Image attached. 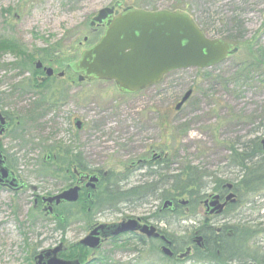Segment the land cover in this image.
Segmentation results:
<instances>
[{
  "label": "rangeland",
  "instance_id": "374dc122",
  "mask_svg": "<svg viewBox=\"0 0 264 264\" xmlns=\"http://www.w3.org/2000/svg\"><path fill=\"white\" fill-rule=\"evenodd\" d=\"M117 2L122 8L189 12L210 39L233 43L239 52L212 69L173 72L161 84L137 95H122L113 82L100 81L88 88L69 89L67 94L65 88L76 78L68 65L78 61L103 34V29L90 26L91 20ZM2 37L13 39L18 47L12 51L0 48V107L16 119H25L28 145L23 152L5 137L0 145L17 154L18 171L30 189L21 194L0 189V264H35L34 257L40 252L63 241L66 246L74 244L86 235L82 225L70 227L66 233L55 230L52 219L33 211L35 194L56 192L62 185L54 178L41 177L39 170L48 155L58 153L50 148L71 146L74 116L92 131L89 150L95 165L121 171L126 163L144 160L146 151H156L168 156L169 171L161 173L163 178L192 167L204 176V193H210L221 180L234 183L241 177L228 165L231 147L264 139V69L248 76L242 73L255 59L262 60L264 0H0ZM45 50L58 54L43 61ZM38 61L56 72L45 85L37 80L41 74L34 64ZM34 71L38 72L35 76ZM62 72L65 78L58 77ZM62 91L68 103L55 108ZM189 91L191 98L178 111L176 106ZM43 100L45 105L43 102L38 108ZM81 105L88 106L87 113L79 111ZM242 198L236 211L214 219L211 225L232 226L241 219L259 232L264 230V188L243 192ZM178 200L188 201L189 197ZM164 201L159 196L154 205L161 207ZM112 213L101 216L99 223L120 220L118 213ZM188 215L183 226L189 229L204 220L198 206L191 207ZM173 225L176 233V221ZM254 241L259 255H264V233H258ZM125 245L132 249L134 243L108 244L97 258L134 264ZM160 257L154 258L155 264H173ZM181 264H194V260Z\"/></svg>",
  "mask_w": 264,
  "mask_h": 264
},
{
  "label": "flooded vegetation",
  "instance_id": "af4514ba",
  "mask_svg": "<svg viewBox=\"0 0 264 264\" xmlns=\"http://www.w3.org/2000/svg\"><path fill=\"white\" fill-rule=\"evenodd\" d=\"M112 7L115 8L113 15L114 17L118 16L124 9H126L122 8L123 6L120 2H117ZM176 11L189 15L196 22L197 26L203 31L205 36L210 39L202 27L198 24L196 19L189 12L179 9L170 12ZM91 27L94 30L103 29V34L99 39L100 41L106 31L105 23L96 24V26ZM85 41H87V39H85ZM219 41L226 42L230 44L233 49H237V52L229 56L227 60L239 52V47L235 46L233 43L224 40ZM79 60L76 62L73 61L68 65V71H71L76 78H72L73 80L70 82V86L65 88V92L67 94L69 89L76 91L79 88H83L84 85L85 88H88L90 84L96 81L113 82L117 86L114 81L88 78L80 81L81 75L76 71L77 69L75 68L76 63H78ZM45 69L46 67L43 64V68L38 70L40 71L39 74L41 75L37 76V80L40 83H44L43 85L50 82V80L56 76V72L54 71L53 76L47 77ZM60 74H64V76L61 77ZM60 74H58L59 78H65L64 72ZM168 75H166L163 80ZM76 82H78V84ZM118 90L122 95H137L145 91L143 90L138 93L130 94L121 92L119 88ZM59 95L61 97L57 100V104L54 107H60L61 109V106H64L63 104H65V106L67 105L68 99L66 98V94L64 96L63 91ZM43 102H40L38 106L43 107ZM1 108L2 107H0V139H3L4 137L6 139L10 138L11 141L17 144V149L25 152V146L28 145V141L25 140V119L20 120L17 118V120L10 112ZM51 109L52 107L50 110ZM79 111L82 113H87L88 106L81 105ZM77 121L81 123L80 127L77 125ZM91 134L92 131L88 129L87 124L83 119L78 116H74L72 118V129L70 132L71 146L65 148L61 146L56 147L58 153L53 156L48 155L43 161L45 164L42 165L40 169L48 170L52 174L51 176H44L40 174L41 177L49 179L54 178L55 180H59L62 185L56 192L47 191L44 194H35L33 200V211H41L45 216L52 219L55 222V230L61 231L57 227L64 219L62 212L69 211L71 220L69 221L67 229L70 227L72 228L73 226L82 225L83 232H85L86 235L74 244H69L66 246L65 241H63L57 247L51 250L40 252L34 257L35 264H37L36 258L40 254L55 250L60 246L62 250L59 253V257L65 261H80L79 259L74 258L79 256L80 259L85 260L83 263L80 261L81 264H100V261L102 260L103 262L109 264H131L122 262H109V260H107L108 258H97V253L108 244L111 246H116V244L124 245L128 241H133V248H129L130 245H125L126 247H124V250H126L127 253L133 254L134 264H155L154 258L157 256H161L163 258L162 259L160 257L162 260H165L169 263L171 262L173 264H181L182 262L190 260V258L194 256L196 250L206 251V245H209V243L211 245V242L208 240L210 236L206 234V230L211 229L210 232L213 234L212 239L215 240L216 237H219L221 234H224V237L232 238L234 236V230L236 226L242 227L241 225H244L246 227H250V222L246 223L241 219H239V221L232 226L225 224L221 225L220 228H216L211 225V222L214 219H220L223 216H230L242 203V200L239 199L240 190L237 186L238 181L234 183L225 181L221 183L219 181L218 183H215V187L210 190V193L203 192L205 189L203 188V184L201 192L204 198L199 202L198 207H200L203 212L204 220L199 224H196V227L194 226L192 229H189L183 226L189 219L188 213L189 209L191 208L189 206V201H187V204H183L182 201L174 202L166 200L161 207H156L154 205V200L157 197L163 196L165 194H174V176L166 178L164 175L163 178L161 174L162 172L169 171L168 156H164L161 153L158 154L156 151H146L147 156L144 158V160L126 163L123 167V170L121 171H111L101 168L99 165H95L93 158H91V152L89 150ZM0 153L3 156L2 159L5 162V167L10 171V176L6 179V181H4V183L0 184V189L10 190L15 194L26 193L30 187L25 179L21 177L20 172L18 171V160L16 159L17 154H15L13 151L9 152L3 145H0ZM51 162L53 164H51ZM158 177H162L159 182L157 180ZM168 185H170V187L167 188ZM263 186H261L257 191L263 189ZM71 190L77 191L78 200L76 202L61 201L59 204H57L56 201L53 203H49V201H47L48 199L55 198L64 192ZM206 190L207 188L204 191L206 192ZM254 192L256 191L249 193ZM230 195H234V198L230 201H227V198ZM216 196L219 197V203L224 205V209L220 214H210L207 210L206 202L210 199V197ZM166 202H171L172 205L165 208ZM50 209L52 210L50 211ZM130 210L137 211L133 212V214H127L130 212ZM112 212L118 213L120 220L112 223H99L98 219L100 220L101 216L113 214ZM73 219L74 221H72ZM130 220H135L138 222V229L134 232H127L119 236L107 238H104V236L101 235L100 238L102 240V244L99 249H91L81 244L83 239H85L94 230L102 225L111 227L126 223ZM174 221L177 223L178 231L176 233L174 231ZM240 221L242 222L240 223ZM152 230H154L156 234H159V236L149 235L151 234ZM199 237L203 240V248L199 247L196 243V239ZM165 249H170L172 256H168L165 253ZM188 249H191L190 255L187 258L181 259L180 256H183ZM68 250V256H62L67 253ZM71 256H73L72 259L68 258Z\"/></svg>",
  "mask_w": 264,
  "mask_h": 264
},
{
  "label": "water",
  "instance_id": "95a60500",
  "mask_svg": "<svg viewBox=\"0 0 264 264\" xmlns=\"http://www.w3.org/2000/svg\"><path fill=\"white\" fill-rule=\"evenodd\" d=\"M114 12V7L105 8L91 21L93 27L105 23L106 31L101 40L85 51L76 63V71L81 75L80 81L86 78L114 81L121 92L133 94L160 84L166 75L175 71L213 68L237 52L226 42L208 39L196 22L183 12H150L133 7L124 9L115 17ZM42 68L43 63L36 62V69ZM45 71L47 77L54 75L51 68ZM191 96L192 91H189L176 109L180 110ZM77 122L80 127L81 123ZM262 145L264 150V140ZM2 157L0 153V184L10 176ZM233 198L234 195H230L227 201ZM77 200V191L71 190L47 201L59 204L61 201ZM171 205V202H166L165 208ZM206 206L210 214H220L224 209L217 196L210 197ZM137 229L138 222L135 220L111 227L102 225L83 239L81 244L99 249L102 244L101 235L104 238L115 237ZM149 235L159 236L154 230ZM202 241L200 237L196 239L201 248ZM61 250L60 246L43 252L36 258L37 264H81L78 260H62L59 257ZM165 253L172 256L170 249H165ZM190 253L191 249H188L180 258H187Z\"/></svg>",
  "mask_w": 264,
  "mask_h": 264
},
{
  "label": "trees",
  "instance_id": "16d2710c",
  "mask_svg": "<svg viewBox=\"0 0 264 264\" xmlns=\"http://www.w3.org/2000/svg\"><path fill=\"white\" fill-rule=\"evenodd\" d=\"M18 47V44L10 38H0V48L1 49H10L11 51ZM47 55L43 58V61H49L50 58L57 56L58 52H53L45 50ZM262 60L264 59V50L260 52ZM33 56L30 58L32 62ZM258 60H254L251 65L246 67L242 73H245L247 76L250 75L253 71L264 69V63ZM30 63V62H29ZM34 76L38 72H33ZM43 101H41L42 103ZM41 106H38L40 108ZM36 116H33L35 119ZM241 145V146H240ZM56 148H50L53 150ZM48 150V151H49ZM230 167L237 169L241 174L240 179L238 180L239 188V199L242 200L243 192L249 193L252 191H257L264 182V150L262 145V140L260 138H255L247 144H239V147L233 146L230 148L229 164ZM185 173L175 175L173 177V187L174 194L172 195H163L162 199L165 201H179L178 199L183 196L189 197V206L195 207L199 206V202L204 198L201 195L202 190V176L196 169L192 167H186ZM41 175L52 174L48 170H39ZM161 179V178H160ZM223 183V181H220ZM220 183V184H221ZM262 184V185H261ZM264 187V186H263ZM64 216L63 221L59 223V230L63 233H66L67 226L71 220L70 212H62ZM242 227L236 226L234 230V236L232 238L224 237V234L217 236L213 240V234L210 232L211 229L206 230V234L210 236L208 240L211 242V245L207 244L206 251L196 250L194 256L190 260H194V264H264V255L260 256V250L256 247V242L254 241L258 233H264V230H255L257 227ZM261 253V252H260ZM69 250L65 253L64 257L68 256ZM73 258V256L68 257ZM79 259L82 263L85 261L80 259L79 256L74 257ZM100 264H109L100 261ZM121 264V263H117Z\"/></svg>",
  "mask_w": 264,
  "mask_h": 264
}]
</instances>
